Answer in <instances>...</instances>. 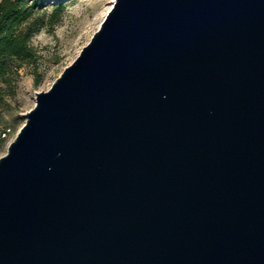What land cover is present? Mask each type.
I'll list each match as a JSON object with an SVG mask.
<instances>
[{
  "label": "water",
  "instance_id": "water-1",
  "mask_svg": "<svg viewBox=\"0 0 264 264\" xmlns=\"http://www.w3.org/2000/svg\"><path fill=\"white\" fill-rule=\"evenodd\" d=\"M0 156V264H264V0H115Z\"/></svg>",
  "mask_w": 264,
  "mask_h": 264
},
{
  "label": "rangeland",
  "instance_id": "rangeland-1",
  "mask_svg": "<svg viewBox=\"0 0 264 264\" xmlns=\"http://www.w3.org/2000/svg\"><path fill=\"white\" fill-rule=\"evenodd\" d=\"M110 0H69L56 22L42 26L31 40L38 59L25 64L19 71L16 95L7 100L3 109L8 127L7 145L25 122V113L35 105V93L46 91L65 67L78 56L90 40L107 13ZM56 7L49 2L42 10L46 16L54 14ZM7 145L0 156L6 153Z\"/></svg>",
  "mask_w": 264,
  "mask_h": 264
},
{
  "label": "trees",
  "instance_id": "trees-1",
  "mask_svg": "<svg viewBox=\"0 0 264 264\" xmlns=\"http://www.w3.org/2000/svg\"><path fill=\"white\" fill-rule=\"evenodd\" d=\"M67 1L0 0V152L7 145L8 132L3 109L7 100L16 95L20 69L38 59L31 40L46 22H56ZM49 2L56 7L50 17L42 12Z\"/></svg>",
  "mask_w": 264,
  "mask_h": 264
},
{
  "label": "bare ground",
  "instance_id": "bare-ground-1",
  "mask_svg": "<svg viewBox=\"0 0 264 264\" xmlns=\"http://www.w3.org/2000/svg\"><path fill=\"white\" fill-rule=\"evenodd\" d=\"M114 1H115V0H110V1H109L110 5H109V8H108V10L110 9V7H111V6H112V4L114 3ZM108 10H107V11H108Z\"/></svg>",
  "mask_w": 264,
  "mask_h": 264
}]
</instances>
